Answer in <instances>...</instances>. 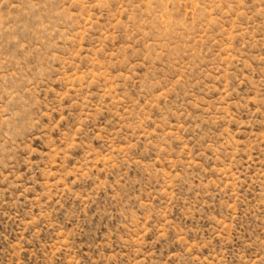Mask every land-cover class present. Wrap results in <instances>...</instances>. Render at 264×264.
<instances>
[{"label":"rangeland","instance_id":"obj_1","mask_svg":"<svg viewBox=\"0 0 264 264\" xmlns=\"http://www.w3.org/2000/svg\"><path fill=\"white\" fill-rule=\"evenodd\" d=\"M0 264H264V0H0Z\"/></svg>","mask_w":264,"mask_h":264}]
</instances>
